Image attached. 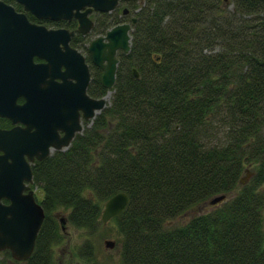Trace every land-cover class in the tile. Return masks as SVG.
<instances>
[{
  "label": "trees",
  "instance_id": "16d2710c",
  "mask_svg": "<svg viewBox=\"0 0 264 264\" xmlns=\"http://www.w3.org/2000/svg\"><path fill=\"white\" fill-rule=\"evenodd\" d=\"M137 7L110 100L67 148L32 167L44 218L21 263L56 264L63 231L56 210L68 209L70 224L94 233L104 201L124 191L128 203L112 217L119 264H264V0ZM89 91L102 96L106 88L95 77ZM93 253L88 241L80 248L100 264Z\"/></svg>",
  "mask_w": 264,
  "mask_h": 264
},
{
  "label": "flooded vegetation",
  "instance_id": "af4514ba",
  "mask_svg": "<svg viewBox=\"0 0 264 264\" xmlns=\"http://www.w3.org/2000/svg\"><path fill=\"white\" fill-rule=\"evenodd\" d=\"M139 1L117 0L106 10L88 3L63 8L62 0H0V203L9 204L6 194L17 189L22 193L32 189L40 200L32 167L45 156L30 157L35 131L38 128L48 137L64 134L60 125L70 122L81 57L89 75L85 91L96 97L89 88L95 77L101 81L102 68L92 61L89 47L98 38L107 42L115 24L126 22L131 27L138 9L132 7ZM121 52L126 53L118 49L115 54L118 62ZM75 111L81 130L91 124L93 118H85L82 109ZM50 146L51 152L61 150Z\"/></svg>",
  "mask_w": 264,
  "mask_h": 264
},
{
  "label": "water",
  "instance_id": "95a60500",
  "mask_svg": "<svg viewBox=\"0 0 264 264\" xmlns=\"http://www.w3.org/2000/svg\"><path fill=\"white\" fill-rule=\"evenodd\" d=\"M53 1V0H49ZM63 8H71L88 3L100 9H112L117 3V0H82L76 3L77 0H62ZM130 24L123 22L113 25L106 38L107 42L103 43L101 38L93 41L89 47L91 51L92 61L102 68L101 82L107 89V92L102 96H89L85 88L88 82V72L86 65L81 57L80 69L81 74L78 77L77 91L75 94L76 101L74 106L69 109L73 110L70 114V122L62 123L60 126L64 130V134L46 136L37 128L35 131L36 139L30 143V157L36 154V157L41 159L51 152V146L55 149H65L69 146L75 133L81 130L82 125L79 122V113L75 109H82L83 116L92 119L105 105L107 96L114 84L117 62L115 56L116 51L121 49L123 52H128L130 49ZM35 53H38L37 51ZM134 75L138 76L136 69L133 70ZM64 118V117H63ZM3 132L0 131V137ZM27 176L30 178L31 171L27 167ZM6 194V193H5ZM10 199L9 204L0 203V250L9 249L11 256L17 260L27 259L34 248L35 240L39 228L44 218V210L39 201L36 200L34 191L29 189L26 193H22V189L14 190L12 193L6 194ZM226 199V194L221 193L212 196L209 203L214 205ZM128 196L124 191H117L109 196L103 203L100 219L104 225L109 219L118 215L127 205ZM61 229H64V217L59 216ZM106 247H112L114 241L105 239Z\"/></svg>",
  "mask_w": 264,
  "mask_h": 264
},
{
  "label": "rangeland",
  "instance_id": "374dc122",
  "mask_svg": "<svg viewBox=\"0 0 264 264\" xmlns=\"http://www.w3.org/2000/svg\"><path fill=\"white\" fill-rule=\"evenodd\" d=\"M112 91L107 96V102L111 98ZM243 179H247L244 176ZM264 191V185L262 186ZM38 199L43 196V189H35ZM232 193L226 195L230 197ZM209 199L192 204L177 216L168 219L166 225H177L188 220L192 215L209 210L213 205L210 204ZM58 216L64 217V229L62 237L59 242L53 245V256L56 264H92L86 261L84 255L80 254V248L88 241L91 243L95 259L100 264H119L120 261V234L117 230L114 220L109 219L104 225H101L94 233L88 232L85 228L76 227L70 224L65 218L68 209L59 208L56 210ZM105 239L114 241L112 247H106L104 244ZM0 260L2 264H22L21 261L13 258L4 250H0Z\"/></svg>",
  "mask_w": 264,
  "mask_h": 264
}]
</instances>
